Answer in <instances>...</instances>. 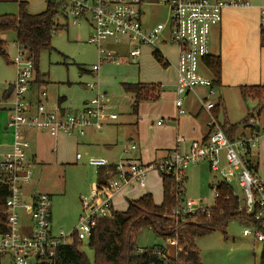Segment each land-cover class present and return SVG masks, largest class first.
<instances>
[{"label":"built area","instance_id":"built-area-1","mask_svg":"<svg viewBox=\"0 0 264 264\" xmlns=\"http://www.w3.org/2000/svg\"><path fill=\"white\" fill-rule=\"evenodd\" d=\"M62 5V12L68 22L79 26L83 21L90 25L88 42L97 49L98 62L92 66L93 72H100L104 65L138 63L144 47L152 48L165 62L166 56L160 45H172L178 50L175 105L179 115L186 114V98L196 89H208L206 97H198L202 109L211 119L209 135L192 141L188 147L186 138L179 135L172 152L159 162L150 164L121 161L111 165L106 159H90L96 168L114 166L105 188L98 182L90 193L81 197L83 213L77 225L69 233L53 229L49 193L36 192L28 198L23 188L32 183L34 170L28 161L30 142L26 131H42L51 137L60 135H83L89 128L101 130L107 119H117L109 114L111 109L107 94L99 89V84L88 85L96 94L76 112L64 111L58 102L50 103L46 90L34 95L35 80L33 61L18 46V56L14 60L17 78L13 85L14 105L8 122L13 142L11 149L0 160V183L8 188L6 218L0 221V264H63L60 250L72 242L88 240L100 219H111L116 212L113 198L124 187L133 182L144 183L147 173L156 169L160 173L171 174L178 186L186 176V169L202 161H209L212 170L219 173L221 180L230 185L236 179L243 191L239 213L254 216L264 227V180L249 159L258 138L264 137V128L254 135H242L230 140L219 120L213 115L215 95L213 78L206 59L213 55L210 42L213 29L221 24L224 10L231 7H248L249 0H54ZM160 5L169 8L166 23L153 24L146 17L144 8ZM261 27L264 28V8L261 10ZM117 47L116 49L110 46ZM125 48V49H124ZM212 74V73H211ZM163 121H159L161 125ZM256 126L255 121H250ZM133 149L136 146H132ZM81 158V154H77ZM215 200L219 197L217 183L214 184ZM172 208L170 218L176 227L185 222L186 217L200 212L210 215L214 205L194 209L197 202L179 198ZM245 235L264 242V231L250 225L243 230ZM167 246L175 247L168 255L177 258L179 244L176 238L169 239Z\"/></svg>","mask_w":264,"mask_h":264},{"label":"rangeland","instance_id":"rangeland-1","mask_svg":"<svg viewBox=\"0 0 264 264\" xmlns=\"http://www.w3.org/2000/svg\"><path fill=\"white\" fill-rule=\"evenodd\" d=\"M18 1L20 0H0V15H18ZM24 1L28 3V11L31 13L42 12L48 3V0ZM144 10L147 19L153 24L166 23L168 20L169 8L166 6L149 5ZM57 21L65 27H61L53 34L51 45L54 49L43 52L41 55L39 72L43 75L45 83L40 84V87L46 89L48 95L55 100L66 99L64 106L69 107L73 110L72 112L77 108H83L84 102L95 96L96 93L89 91L87 86L97 83L109 98L111 107L109 114H116L117 119L119 118L117 122H123L129 116L133 117V95L124 90L122 82L139 80L140 74H151L148 80H153L152 82L155 84L163 83V81H159V76L163 75L165 70L168 71L169 66L166 67L164 63L156 59L148 49L145 50L143 59L140 61V68L137 64L124 63L104 65L101 72L98 73L91 71L92 66L98 62V56L96 46L88 42L91 33L90 25L83 21L79 26H73L70 22L67 23L62 15L57 17ZM229 24L232 33L227 44L226 66L222 60L224 85L216 86L218 96H213L212 99L217 101L222 94L223 105L219 107L218 120L221 124L225 121L238 124V136H242L243 133L251 132L250 127L243 124L246 117L253 119L259 127L264 128V107L260 111L261 106H264V99L250 97L245 100L241 94V87L251 84L248 81H258V78L261 77V81L253 83V85L264 84V51L262 53L259 46L256 47L253 43L248 44L244 39L246 38L247 23L240 24L235 20ZM3 37L7 42L8 56L5 57L0 53V134L6 132L4 119L8 115L7 108L14 100V96L7 97L6 93L17 78L14 60L18 56L16 33L10 31L4 33ZM110 47L117 48L112 45ZM159 48L170 60L176 56L174 47L160 45ZM253 48L258 49L255 52ZM153 60L158 63H154ZM204 72L213 78V74ZM165 74L169 75L170 73ZM241 81L245 82L241 83ZM143 101L152 102L151 99ZM250 114L252 115L250 116ZM146 123L144 130L149 132V127L153 126H150V120H146ZM123 133H125L123 130L117 131V128L113 132L104 129L99 135L70 138L68 142L60 143L57 148L51 140L47 139L42 144L47 150L44 162L37 160L35 164L28 159L34 170V178L32 183L23 188L24 196L28 198L30 194L36 192L52 195L51 212L55 231L64 230L69 233L79 222L83 213L80 198L88 195L93 185L98 181V168L90 164L91 158H103L109 164H118L126 156L139 155V149L127 152V146L132 142L126 140ZM7 134L10 132L8 131ZM104 138L111 140L112 149L104 143ZM121 141L124 143L121 144ZM263 144L264 137L261 136L258 138V144L254 147L252 155H256L261 163V171L258 174L264 180ZM185 146L186 143L184 148ZM34 147L39 149L36 143H34ZM55 149H57V153L53 152ZM29 150L27 151L28 156L32 158L29 155ZM31 151H34V148ZM77 154H81L82 159L77 160ZM153 174L155 175L152 183L157 184L154 188V199L162 201V187L159 185L161 174L158 170ZM186 175L182 199L196 201L195 210L213 205L215 189L212 186L220 181L221 177L219 173L212 170L210 162L202 161L196 165H190L186 169ZM231 184L240 198L244 199L238 181L232 179ZM126 203L129 206L130 203L128 201ZM113 204L115 206V199ZM245 228L246 226L238 220H232L228 226L227 235L223 231L217 230L198 237L196 244L203 261L206 264H253L254 258H259L260 252L255 253L253 237H244L243 230ZM167 244L150 229H143L137 238V247L140 250L158 245L167 246ZM82 250L91 261L94 260L93 249L89 247L87 240L84 241ZM172 251L170 249V253Z\"/></svg>","mask_w":264,"mask_h":264},{"label":"trees","instance_id":"trees-1","mask_svg":"<svg viewBox=\"0 0 264 264\" xmlns=\"http://www.w3.org/2000/svg\"><path fill=\"white\" fill-rule=\"evenodd\" d=\"M19 13L0 15V53L7 57V42L3 34L14 31L17 37V46L25 52L28 59L33 61L35 80L34 83H45L43 75L39 72V61L43 52L53 50L51 45L53 34L56 30L65 25H60L57 17L62 15L66 22V16L62 12V5L54 0H48L47 7L39 13L27 11V2L18 1ZM66 23V25H68ZM262 46L264 47V28L261 27ZM156 58L164 63L162 57L156 54ZM206 63L213 74V87L221 86L222 61L220 55H212L206 59ZM124 90L133 94L135 107L139 102L152 99L153 86L149 84L123 83ZM216 90V89H215ZM8 93V92H7ZM6 93V96L8 97ZM242 97L264 99V84L245 85L241 87ZM152 95V96H151ZM213 110L216 117L219 116V107L223 105V98L215 102ZM264 106L262 105L260 111ZM260 114V113H259ZM252 114H250L251 116ZM249 117H246L243 124L250 127L252 135L259 132L258 126L250 125ZM223 130L230 140H235L238 136V124L225 121ZM257 125V124H256ZM114 166L98 169V184L100 188H105L110 172L114 171ZM257 170V166H254ZM162 177L163 201L157 204L151 193H146L139 199L132 200L127 210L116 211L111 219H100L97 227L88 238V245L93 249L94 260L91 261L82 250L85 240L74 238L71 243L64 246L59 257L63 264H204L201 253L197 247L196 239L208 235L214 231L221 230L227 234V229L232 220H238L242 225L254 226L263 230L259 221L254 216L246 213H239V199L234 196V188L226 182H217L219 197L215 200V205L207 213H198L186 217L185 222L179 226L170 218L172 208H174L179 198L184 195V183L186 176L180 186L174 177L166 172L160 173ZM214 188V186H212ZM9 195L6 185L0 183V221L6 218V199ZM143 229H150L156 236L168 241L176 238L179 244L178 257L168 255L170 249L174 252L175 247L158 245L156 247L138 249L137 238ZM171 252V253H172ZM259 264H264V251Z\"/></svg>","mask_w":264,"mask_h":264},{"label":"crops","instance_id":"crops-1","mask_svg":"<svg viewBox=\"0 0 264 264\" xmlns=\"http://www.w3.org/2000/svg\"><path fill=\"white\" fill-rule=\"evenodd\" d=\"M20 1H24V0H20ZM249 1H250V6L248 7H231V8L225 9L221 24H219L213 29V32L211 35L210 48H211L213 55H220L221 61L224 60L225 66L227 62L226 60L228 59L227 44H228L229 37L232 33V29L229 23L235 20H237L240 24L243 22L247 23L246 38H244L246 39L247 43L248 44L253 43L256 47L259 46L260 47L259 49L262 53L264 51V47L262 46V36H261V10L262 8H264V0H249ZM27 11H28V7H27ZM168 46L174 47L172 45H168ZM174 48L176 49V56L172 60H170V58L165 55L167 57L165 60V62L167 63L166 67L168 66L169 67H168V71L165 70L164 74L159 76V81H163V83L160 82L158 84H155V82H152L153 80H148V77H150L151 74H145V75L140 74L139 80L134 79L133 81H130V82H127V81L122 82V84L141 82L143 84H149L154 87L152 91L154 92L153 94L154 97L151 99L152 101L151 103H148L146 101H141L135 107L136 99L134 98V95L132 94L133 95V98H132L133 117L129 116L123 122H117L119 118L115 120L107 119L104 122L103 128L101 130H97L95 128H89L86 131V133L83 135H71V136L60 135L57 138H54V137H51L46 132L26 131L25 136L30 142V147H29L30 150L28 149L30 151L29 155L32 157L30 158L28 156V159L33 161L35 164L37 160H41L44 162V159L46 158L47 150L46 148H44V146H42V144L47 139L49 141L51 140L52 143L55 144V148H57V146L60 143H64L65 141L68 142V139L70 138L76 139L78 137H84L86 135L88 136L99 135L101 132H103L104 129H106L109 132H113L115 128H117V131L123 130L125 132L123 133L124 138L132 142L131 145L127 146V152H131L132 150H138V149L140 150L138 156H134V157L126 156L122 158L120 162L129 161V162H134V163L150 164L153 162L162 161L163 159L168 157V155L172 152V150L175 147L176 139L181 134L184 135L186 138V147H188V145L192 141L201 140V139L206 138L210 132L209 122H210L211 117L207 112H205L202 109L200 99L198 97H206L208 95V89L204 87H200L196 89L193 93H190L187 96L186 103H185L186 104L185 107L187 110L186 114H183V115L178 114L177 107L174 101L176 97L175 91H176V79H177L178 50L176 47ZM146 49L150 50L152 55L156 58V55L154 54L152 48L148 46L144 47L143 53L139 59V62L135 63L139 66V68H140V63H141L140 61L143 59L142 57ZM257 49L258 48H253L255 52ZM156 61H154V63H158ZM125 64L131 65L133 63H125ZM165 73H170V74L166 75ZM259 81H261V77L258 78V81L252 80L248 82L251 83L250 85H253V83H257ZM244 82L245 81H241V83H244ZM223 85H224V82H223L222 74H221V87ZM40 86L41 85L39 84L33 83V90H32L33 100L35 99L34 95L37 93V91L39 92L40 90L44 89L43 87H40ZM98 86H99V89L102 91V88L100 87V85ZM87 88L89 91H92L95 93L97 91L96 90L97 88L91 89L88 86ZM221 95L222 94H220L219 97H222ZM213 96H218V93L216 92V90H215V95ZM48 99L50 103L58 102L59 104H61L64 111H67V112L73 111L69 107L64 106L66 102V99L64 98H59L55 100L53 97H50V95H48ZM87 102L88 100L84 102L82 107H84L85 104H87ZM13 105H14V100L10 103V106L7 108L8 115L4 119L5 130L7 133L9 131L10 134H7L6 132L0 134V160L4 157V155L7 152L10 151L11 145L13 142V136H12L11 130L8 128V125H7L9 122V118L11 115ZM78 110L80 109L77 108L74 110V112ZM213 115L216 117L214 112H213ZM140 116L142 117L140 118ZM218 117L216 118L218 119ZM146 120H150V126H153L152 128L149 127V132H146L144 130V125H147ZM161 120L163 121V123L159 125L158 122ZM119 125L121 126L118 127ZM259 129L261 130L262 128L259 127ZM249 130L251 131V129ZM243 134L247 136L252 135L251 132L248 134L247 133H243ZM103 141L104 143H106L108 148L112 149L113 144L110 139L104 138ZM34 143H36L39 149L34 147ZM120 143L123 144L124 142L121 141ZM134 145L136 146L135 149L132 148V146ZM262 147H264V144ZM32 148H34V151H31ZM260 151H261V148H260ZM53 152L57 153V149H55ZM248 157L257 166V170L260 173L261 163L259 162L258 157H256V155H252V153ZM80 159H82V156ZM80 159L77 158V160H80ZM111 165H115V164H111ZM152 170H155V169H152ZM152 170H150L147 173L144 183L135 181L129 184L128 186L122 188L114 196L113 200L115 199V206H114L115 211L118 212V211L127 210L128 203H126V201L129 202V200L139 199L141 196H143L146 193H151L154 198V192H155L154 188L157 184L155 185L154 183H152V179L155 175L153 173H155L156 171V170L155 171H152ZM159 185L162 187L161 175H160ZM162 195H163V187H162ZM154 201L157 204H161L163 201V197H162V201H156L155 199ZM51 217H52V212H51ZM243 235L244 237L250 236V235H245L244 233ZM253 240L255 242V247H256L255 253L257 254L258 251L260 252L259 258L258 257L254 258L253 264H259L261 261L262 253L264 251V242L257 241L254 237H253ZM204 264L206 263L204 262Z\"/></svg>","mask_w":264,"mask_h":264},{"label":"water","instance_id":"water-1","mask_svg":"<svg viewBox=\"0 0 264 264\" xmlns=\"http://www.w3.org/2000/svg\"><path fill=\"white\" fill-rule=\"evenodd\" d=\"M12 91H13V87L11 86V87L9 88V90H8L7 95L10 96V95L12 94ZM131 202H132V200H129V203H131Z\"/></svg>","mask_w":264,"mask_h":264}]
</instances>
